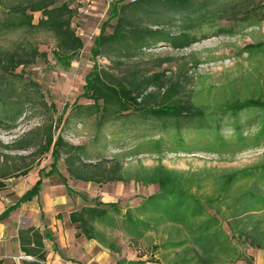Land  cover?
Instances as JSON below:
<instances>
[{
  "label": "trees",
  "instance_id": "16d2710c",
  "mask_svg": "<svg viewBox=\"0 0 264 264\" xmlns=\"http://www.w3.org/2000/svg\"><path fill=\"white\" fill-rule=\"evenodd\" d=\"M243 1L119 0L94 38L91 54L95 64L85 77L83 93L55 117V106L48 104L41 87L24 74V68L47 58L48 54L39 48L41 34L50 35L55 42L51 55L56 62L67 65L76 58L84 42L72 27L75 11L62 0H0V40L19 35L8 47L0 44V135L12 133L23 117L41 120L16 140L6 143L0 138V192L9 179L27 176L48 155L52 163L46 177L52 176L62 161L76 181L101 184L133 180L156 185L155 193L123 215L117 204L83 198L87 204L69 215L70 223L79 232L77 237L96 241L118 253L116 243L108 237L109 231L118 230L136 242L163 226L167 230L164 247L179 251L171 264H253L239 247L264 250V157L254 165L217 174L207 170L182 172L157 165L141 166L131 175L121 161L127 156L160 154L164 151L163 140L137 144L130 153L115 155L107 164H88L85 146L71 144L58 132L69 119L76 121L75 126L91 120L94 141L105 149L127 138H140L154 128L176 137L182 131H195L207 138V142L190 144L179 138L173 153H229L230 149L238 153L264 146V89H259L257 97L202 106L196 104L188 89L192 77L187 63L175 72L162 68L164 62L152 72L138 67L140 59L155 48L182 51L211 36L233 35L239 24L246 23L245 28L263 24L264 0L251 8L244 7ZM35 13L41 14L37 23ZM220 20L232 23L233 28L220 27ZM243 53L264 56V42L245 46L240 55ZM98 58L108 59L110 64L100 66ZM198 63L193 60L191 67L196 69ZM126 65L127 69L122 70ZM79 99L88 103L80 104ZM251 111H258L261 117L257 132L248 136L241 129L239 117ZM226 117L235 119L231 122V140L219 133ZM106 133L112 134L111 140H106ZM194 144H204L209 149L191 151ZM42 182L37 180L19 204L38 197ZM17 205L6 209L0 221L8 218ZM19 241L25 257L33 259L22 264L45 263L43 237L38 232L22 231ZM0 264L7 263L0 258Z\"/></svg>",
  "mask_w": 264,
  "mask_h": 264
},
{
  "label": "rangeland",
  "instance_id": "374dc122",
  "mask_svg": "<svg viewBox=\"0 0 264 264\" xmlns=\"http://www.w3.org/2000/svg\"><path fill=\"white\" fill-rule=\"evenodd\" d=\"M62 1L68 3L75 11L72 27L84 42L83 50L69 64L58 63L51 55V51L55 48V42L50 35L41 34L38 36L39 48L48 56L46 59L24 68V74L39 84L48 104L55 106V117L59 116L65 106L73 104L83 93L85 77L93 71L95 64L91 54L94 38L99 34L103 23L109 18L112 5L119 2V0ZM130 1L133 0H126V2ZM260 1L262 0H244L243 5L251 8ZM40 17V13L34 14L35 23ZM219 25L220 27L233 28V24L227 20H220ZM245 25L246 23H243L234 27L233 35L211 36L182 51H175L167 47L155 48L140 59L138 67L152 72L159 70L158 64L164 62L162 68L175 72L180 66L187 63L188 69H190L189 76L192 77L188 89L192 92L196 104L202 106L223 105L236 98L243 100L252 96L257 97L259 89H264V56L256 54L250 57L246 53L240 55V51L247 45L264 42V23L252 28H245ZM18 39L19 35L7 36L0 40V44L8 47ZM193 60H199L196 69L191 67ZM97 64L108 66L110 63L108 59L98 58ZM128 66L122 67V70L127 69ZM234 88H237V93ZM78 102L80 104L88 103L84 99H79ZM68 113L69 111L64 116V120L68 118ZM260 117L258 111H251L249 114L240 116L239 123L243 133L248 136L254 135L259 127ZM234 121V118L226 117L220 124L219 133L225 140H231L233 137L234 127L231 122ZM40 122L38 117H23L12 133L2 134L0 138L3 142L9 143L37 127ZM75 125L76 121L69 119V123L66 122L58 132H61L65 140L71 144L85 146V162L88 164L98 161L107 164L115 155L130 153L137 144L149 142V140H163L164 151L162 153L150 152L139 156H127L121 161L124 169L131 175L135 174L141 166L153 168L157 165L182 172L207 170L217 174L230 169L254 165L264 157V146L238 153H234L237 149H230L229 153L228 151L227 153H223L224 151L191 154L179 151L173 153L171 150L178 145L179 138L185 144L194 141L207 142V138L195 131H182L181 135L176 137L173 133H161L157 128L150 129L140 138H127L119 144L111 145L105 149L100 142L94 141L91 120L86 121L85 125ZM105 135L106 140L112 139V134L106 133ZM208 149L209 147L204 144H194L191 151L205 152ZM51 163V157L45 156L27 176H16L9 179L6 188L0 192L5 206L17 205L21 196L32 188L37 180L43 181L40 197L35 198L29 207L25 204L17 205L18 208L11 214V218H8L10 222L13 219L20 222L23 228L20 232L48 225L51 229L59 226L67 232L75 230L78 234L76 226L69 221V215L86 205L87 201L98 198L103 204H117L123 215L128 208L138 206L143 199L158 190L156 185H144L133 180L101 184L76 181L69 175L62 161L58 164L57 171L52 176L46 177L44 174L51 170ZM21 164L22 162L18 163L19 166ZM41 169H43V173L39 172ZM65 183L66 185H64ZM66 186L72 192H69ZM206 190L210 191V188L207 187ZM85 197L87 201L83 200ZM23 207L27 210L24 211ZM33 208L42 211L44 217L40 218L37 213L36 220L32 219L30 222L27 219L29 218L28 213ZM225 228L228 230L226 225ZM164 229L162 226L158 231L150 232L143 240L136 242L131 241L118 230L109 231L108 237L116 243V247L120 250L118 253L109 251L96 241H87L82 236L77 237L76 263L171 264L177 258L179 251L164 247V242L167 240V230ZM31 234L33 235V233ZM239 251L250 257L253 264H264V250L241 245ZM28 259L31 258L26 260ZM236 264H245V262Z\"/></svg>",
  "mask_w": 264,
  "mask_h": 264
},
{
  "label": "crops",
  "instance_id": "0c3cea01",
  "mask_svg": "<svg viewBox=\"0 0 264 264\" xmlns=\"http://www.w3.org/2000/svg\"><path fill=\"white\" fill-rule=\"evenodd\" d=\"M39 197L40 195L36 198ZM32 201L21 203V205L25 204V206L29 207ZM13 206H5L0 196V216L6 209ZM23 208L24 211L27 210V208ZM37 213H39L40 218L44 217V213L42 211L40 212L39 210L33 208L32 210L30 209L28 213L29 218L27 219H29L30 222H32V219L35 221ZM11 214L8 218H11ZM8 218L0 221V258H3L7 264H22V262L26 259H24L25 255L21 249L19 232L23 228L20 222H17L15 219L10 222L8 221ZM36 228L33 229V231L37 230L43 237V252L46 253V261L44 264H78L75 259V255L78 254V239L75 230L73 232H67V230H62L59 226L57 227V230V228L51 229L48 225H44L42 228L40 226ZM46 235L48 238H46ZM5 258L7 259L5 260ZM30 260L33 259H28L27 261Z\"/></svg>",
  "mask_w": 264,
  "mask_h": 264
},
{
  "label": "built area",
  "instance_id": "2783aa9c",
  "mask_svg": "<svg viewBox=\"0 0 264 264\" xmlns=\"http://www.w3.org/2000/svg\"><path fill=\"white\" fill-rule=\"evenodd\" d=\"M133 1H136V0H133ZM28 257H25L24 259H27Z\"/></svg>",
  "mask_w": 264,
  "mask_h": 264
}]
</instances>
